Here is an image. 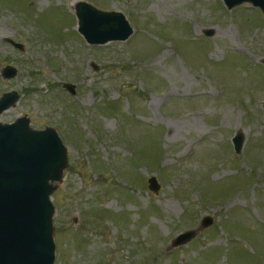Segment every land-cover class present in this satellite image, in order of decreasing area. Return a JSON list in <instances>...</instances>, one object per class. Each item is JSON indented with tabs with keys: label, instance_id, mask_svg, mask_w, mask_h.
<instances>
[{
	"label": "rangeland",
	"instance_id": "obj_1",
	"mask_svg": "<svg viewBox=\"0 0 264 264\" xmlns=\"http://www.w3.org/2000/svg\"><path fill=\"white\" fill-rule=\"evenodd\" d=\"M77 2L121 12L132 35L87 44ZM263 59L250 4L0 0V96L19 95L0 122L26 115L67 148L53 264H264ZM204 217L210 226L171 247Z\"/></svg>",
	"mask_w": 264,
	"mask_h": 264
},
{
	"label": "water",
	"instance_id": "obj_2",
	"mask_svg": "<svg viewBox=\"0 0 264 264\" xmlns=\"http://www.w3.org/2000/svg\"><path fill=\"white\" fill-rule=\"evenodd\" d=\"M222 2L228 10L250 4L260 11L264 19V0ZM74 13L77 32L89 45L125 41L133 33V28L121 12H104L86 2H77ZM203 34L212 36L211 31H203ZM14 46L22 50L20 44ZM15 74L12 66L1 69L3 79H11ZM63 88L69 94H75L72 84H63ZM18 100L19 95L15 91L3 93L0 96V115L14 107ZM231 143L238 154L243 136L236 134ZM67 166V148L54 128L33 129L26 115L11 123L0 122V264L54 263V206L51 196L62 181ZM147 183L148 190L157 194L159 184L156 178L151 176ZM211 223V218L204 217L199 228L179 234L171 247L187 244Z\"/></svg>",
	"mask_w": 264,
	"mask_h": 264
},
{
	"label": "flooded vegetation",
	"instance_id": "obj_3",
	"mask_svg": "<svg viewBox=\"0 0 264 264\" xmlns=\"http://www.w3.org/2000/svg\"><path fill=\"white\" fill-rule=\"evenodd\" d=\"M14 45V44H13Z\"/></svg>",
	"mask_w": 264,
	"mask_h": 264
}]
</instances>
